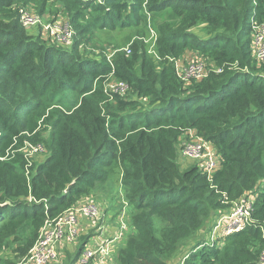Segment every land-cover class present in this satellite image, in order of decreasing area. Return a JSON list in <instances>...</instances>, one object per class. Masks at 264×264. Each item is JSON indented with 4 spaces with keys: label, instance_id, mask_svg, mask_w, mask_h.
I'll return each mask as SVG.
<instances>
[{
    "label": "trees",
    "instance_id": "1",
    "mask_svg": "<svg viewBox=\"0 0 264 264\" xmlns=\"http://www.w3.org/2000/svg\"><path fill=\"white\" fill-rule=\"evenodd\" d=\"M32 7L67 16L73 43L30 33L22 16ZM143 9L177 20L158 26L157 61L138 41L112 64L88 51L97 27L127 26ZM254 18L264 22V0H0V264H16L47 219L109 179L128 203L116 264H168L214 213L246 195L255 197L252 221L223 247L195 241L180 264H262L264 62L253 54ZM187 52L211 60L202 80L178 76L175 60ZM110 79L128 90L107 91ZM192 128L220 156L212 177L178 160V137ZM37 145L46 158L21 150Z\"/></svg>",
    "mask_w": 264,
    "mask_h": 264
},
{
    "label": "built area",
    "instance_id": "2",
    "mask_svg": "<svg viewBox=\"0 0 264 264\" xmlns=\"http://www.w3.org/2000/svg\"><path fill=\"white\" fill-rule=\"evenodd\" d=\"M22 20L27 26H43L47 34L65 43L73 41V33H76L69 22L64 25L44 23L42 16L37 12L30 14V11H24ZM252 28L253 54L258 62L262 63L264 62V22H258L254 18ZM53 29L63 34L64 38L59 34L53 33ZM125 51L130 54L132 52L131 46L126 47ZM193 55L191 54L190 56L193 57ZM194 57H197V59H191L187 65H185L186 60L184 57L175 60L177 73L184 81L192 79L202 80L209 73V67L202 54L196 53ZM108 60L112 63L110 56ZM182 65L186 68L182 67ZM116 83V89L108 86L107 91L125 93L128 90V85L125 82ZM187 133L189 134V138L182 141L179 148L181 155L194 160L203 172L212 177L221 166L220 156L216 148L210 141L198 135L195 129H188ZM33 147L43 150L41 145ZM21 150L24 151V148ZM254 198L253 195L243 196L239 201L234 203L231 211L221 216L219 215V219L215 223L210 237L207 238L208 242L211 244L217 243L220 247H223L229 232L252 221ZM121 199L124 206L118 214L117 224L114 227L108 223V218L110 219L111 217V215L108 216V208H104L96 198L94 200L83 199L56 218L47 219L40 231L39 238L29 250L27 258L18 261L16 264L62 263L67 252L66 248L72 246L76 249L80 244H83L82 237L89 235L84 243L83 251L77 257V262L79 264H116L114 253L118 245L121 244L126 230L129 228L127 222L128 203L124 200L123 196ZM225 219L229 220L227 224L223 223ZM94 228H97V232L92 233L91 231ZM108 231H111L110 238H106L100 242L101 236L99 234H105ZM116 231H119L120 234ZM92 240H97V242L92 243ZM261 263L264 264V251L261 255Z\"/></svg>",
    "mask_w": 264,
    "mask_h": 264
},
{
    "label": "rangeland",
    "instance_id": "3",
    "mask_svg": "<svg viewBox=\"0 0 264 264\" xmlns=\"http://www.w3.org/2000/svg\"><path fill=\"white\" fill-rule=\"evenodd\" d=\"M54 8H56L57 11L60 10L59 3L54 4ZM33 11L36 12L35 8L32 7L30 14ZM46 14L48 16L46 15L42 17V20L44 23H56V24H62V25H64L65 23H68L67 16L65 17L61 15L56 19L54 18L56 13L48 11L46 12ZM132 18H133L132 23H130L127 26H118L113 29H109V28L100 29L97 27L95 30V35L92 40V43L90 44L91 46L87 48L88 51L92 52L96 57L107 56V58L109 59V56H110L111 59H113L117 53L121 51H125L126 47L128 46L132 47V44L135 41H138V44H139L138 50L140 52L146 51L147 54H149L153 59L157 61L158 59H157V55L155 54V49H156L157 41H158V26L162 24L163 22H165V20L170 23H175L177 22V20L173 17L168 16L167 14H155L152 12H148L146 9H143L139 13L138 16L136 17L133 16ZM50 30L52 29L50 28ZM28 31L32 34H39L43 31L44 38L42 37V39L46 38L45 32H44L45 30L43 29V27H41V25L32 27L28 29ZM194 31L200 34L202 37H206V31H204V29H201V27L194 28ZM53 33L59 34L62 38H64L63 34L59 33L55 29H53ZM48 36L51 37L47 39L48 42L57 43L59 41L58 39L54 38V36L50 34H48ZM75 36H76V33H73V38H72L73 41H74ZM73 41H67L68 43H65V42L64 43L66 45H71ZM191 54L193 53L188 52L186 54L187 57H184L186 60L185 65H187V63H189L191 59L192 60L197 59V57H194L196 53L193 55V57L190 56ZM202 56L206 59L207 66L209 67L211 65V60L208 59L204 55ZM182 67L186 68L183 65ZM116 82L118 81H115L112 79L107 80L106 88L109 86L112 89H116V85H117ZM48 128L50 129V125ZM188 138H189V134L187 133V130H184V132L182 131L178 137V153H179L178 160L183 165V167H189V166H192L193 164H196L194 160L183 157L179 151L181 142ZM24 151L28 156H35L37 159L39 158L44 159L49 154L48 151L43 152L41 148H36L33 146H29L25 148ZM122 196H124V191H123L121 183L117 180L109 179V181H106L105 183L101 184L96 189L95 193L93 192L92 195H88L83 199L94 200L96 198L102 204L104 208H108L109 209L108 216L111 215L110 219L107 217L108 223H110L111 226L114 227L117 224L116 220H117L118 214L124 205L121 199ZM218 217H219V214L217 212L214 213L211 216V218L207 221L204 228L196 234L195 238L193 237L192 239L185 241L180 246L176 255L169 260L168 264L182 263L188 250L193 246L195 241L209 238L212 233L215 223L219 219ZM228 221H229L228 219H225L223 223L227 224ZM96 229L97 228L92 229L91 232L92 233H94L95 231L97 232ZM130 231H131V228H130ZM116 232H119V231H116ZM105 234L104 233L99 234V236H101L99 239L100 242H102L106 238L109 239L111 231H108ZM91 242L94 243V242H97V240H92ZM12 249L13 247L8 248L7 255L11 258H14V253L12 252ZM67 250H70L71 252L74 253L75 251L78 250V247L75 249L72 246H68L66 248V251ZM27 256H28V252L27 254H24L23 256L21 255L15 258L14 260L18 262L20 260L27 258ZM114 257H115V254H114ZM63 262L62 263L54 262L53 264H69V262L66 261V258L63 260ZM77 264H79V262H77Z\"/></svg>",
    "mask_w": 264,
    "mask_h": 264
},
{
    "label": "crops",
    "instance_id": "4",
    "mask_svg": "<svg viewBox=\"0 0 264 264\" xmlns=\"http://www.w3.org/2000/svg\"><path fill=\"white\" fill-rule=\"evenodd\" d=\"M187 53H188V52H187ZM69 252L72 253V256H73V257H76L75 253L71 252L70 250H67V254H66V256H65L67 262H69V261H68V253H69ZM65 258H64V259H65ZM63 263H64V262H63ZM76 263H77V259H76V261H75L74 264H76Z\"/></svg>",
    "mask_w": 264,
    "mask_h": 264
},
{
    "label": "water",
    "instance_id": "5",
    "mask_svg": "<svg viewBox=\"0 0 264 264\" xmlns=\"http://www.w3.org/2000/svg\"><path fill=\"white\" fill-rule=\"evenodd\" d=\"M70 188V186L68 187V189Z\"/></svg>",
    "mask_w": 264,
    "mask_h": 264
},
{
    "label": "clouds",
    "instance_id": "6",
    "mask_svg": "<svg viewBox=\"0 0 264 264\" xmlns=\"http://www.w3.org/2000/svg\"><path fill=\"white\" fill-rule=\"evenodd\" d=\"M112 60V59H111ZM112 64V63H111ZM17 263V262H16Z\"/></svg>",
    "mask_w": 264,
    "mask_h": 264
},
{
    "label": "bare ground",
    "instance_id": "7",
    "mask_svg": "<svg viewBox=\"0 0 264 264\" xmlns=\"http://www.w3.org/2000/svg\"><path fill=\"white\" fill-rule=\"evenodd\" d=\"M189 141H191V140H189Z\"/></svg>",
    "mask_w": 264,
    "mask_h": 264
}]
</instances>
